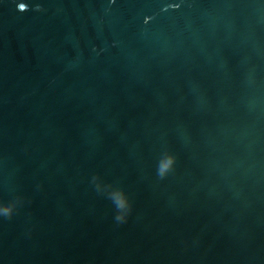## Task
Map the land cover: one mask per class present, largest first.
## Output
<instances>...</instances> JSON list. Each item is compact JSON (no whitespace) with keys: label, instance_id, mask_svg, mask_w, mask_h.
I'll use <instances>...</instances> for the list:
<instances>
[{"label":"water","instance_id":"95a60500","mask_svg":"<svg viewBox=\"0 0 264 264\" xmlns=\"http://www.w3.org/2000/svg\"><path fill=\"white\" fill-rule=\"evenodd\" d=\"M0 264H264V0H0Z\"/></svg>","mask_w":264,"mask_h":264}]
</instances>
